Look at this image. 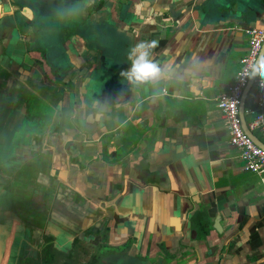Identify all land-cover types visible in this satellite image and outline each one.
I'll list each match as a JSON object with an SVG mask.
<instances>
[{"label":"crops","instance_id":"obj_1","mask_svg":"<svg viewBox=\"0 0 264 264\" xmlns=\"http://www.w3.org/2000/svg\"><path fill=\"white\" fill-rule=\"evenodd\" d=\"M208 1L0 0V181L35 203L31 216L16 206L14 264L46 239L54 264H264V186L216 107L264 0ZM84 36L114 37V60ZM142 51L159 73L137 81Z\"/></svg>","mask_w":264,"mask_h":264},{"label":"built area","instance_id":"obj_2","mask_svg":"<svg viewBox=\"0 0 264 264\" xmlns=\"http://www.w3.org/2000/svg\"><path fill=\"white\" fill-rule=\"evenodd\" d=\"M248 50L240 60L241 68L235 82L227 86L216 99V107L224 119L229 143L239 150L243 168L260 177L264 186V148L258 145L243 129L239 114V104L244 88L264 42V24L247 30ZM264 56V54H263ZM256 108L252 111L253 119L246 125L249 130H258L264 137V76L258 72L254 78Z\"/></svg>","mask_w":264,"mask_h":264},{"label":"water","instance_id":"obj_3","mask_svg":"<svg viewBox=\"0 0 264 264\" xmlns=\"http://www.w3.org/2000/svg\"><path fill=\"white\" fill-rule=\"evenodd\" d=\"M27 1L28 0H24V1H22V0H20V1L19 0H16V3L20 4L21 6H24L25 4L28 3ZM31 1H33V0H30V2ZM55 1H58V0H55ZM62 1L63 0H60V2H62ZM246 1L249 2V7L250 8L252 7L251 3L253 1H255L256 3H258L257 0H246ZM72 3H73V1L70 3V5ZM213 3H214V0H209L207 2L208 10L209 11H213V13H216L215 10H217V9L215 8V6L214 7L212 6V5H214ZM221 3L224 4V7L225 8L226 7L229 8L230 6H232L230 4V1L229 0H222ZM41 10L43 11L45 9H42L41 8ZM43 14H45V13H42L41 16ZM39 24H41V22H39ZM95 34L96 33H93L92 35H94L96 37ZM110 36H111V33H110V35L108 37H110ZM84 39L88 42V45L90 46L91 45V42L88 41V38L86 36H84ZM111 40H113L112 43H111ZM111 40L103 39L104 44L102 46H94V45L90 46L91 49H93V50L94 49H97L98 51H100V53H101L100 56H103V58L105 59L106 62L113 61L114 60V55L116 56V52L118 53V46L115 43L116 40L114 41V37H112ZM106 41H108V42H106ZM113 46H116V47H113ZM263 54H264V42H263L262 48H261V50H260V52L258 54V57L256 59V62L259 61V59L263 56ZM109 64L110 63H108L107 65L109 66ZM97 74H98V72H97ZM255 75H256V73H253V70H252L251 75H250V78H249V82H248L247 86L244 88L243 95H242V99H241V102L239 104V114H240L241 119H242V127H243V129L246 131V133L258 145H260V146H262L264 148V143H262L260 140H258L253 135V133L247 129V127L245 125V122L243 120V98L247 94L250 86L252 85V83L254 81V78H255ZM103 80H106V78L103 75L101 76V74L99 75V79L94 78V80H93V85H95V87H94V91H95L94 95L98 92V90H100L102 88L101 86H102V83H103L102 81ZM29 178L31 179V177H29ZM3 184H2V181H0V210H2V207L4 208L5 214H6L5 215L6 219H4L3 222L0 221L1 222L0 223V262L3 259V257H4V251H5L4 250V248H5L4 246H5V243H6V238H7L8 234L10 233V230H11V227H12V224H13V221H19L20 224H22L23 217L22 216H21L22 218L20 217L19 212L21 210L17 209V207H16L17 204H19V205L22 204V207H25V209L29 211V215L32 213L31 211H34L32 206L35 205L34 201L29 200L30 199V196H31V195H28L29 194V190H28L29 187L20 188V187H16L15 185H10V184H5L4 186H2ZM23 191H25L26 193L23 192ZM25 196H27V197H25ZM23 214H25V213H23ZM29 215L25 214L26 217H28ZM219 220H220V218H217V219L214 220L213 228L218 233H221L223 230H222V227L219 224ZM29 222H30V220H29ZM4 229H5V234H4ZM11 249L8 252L9 256H7V260L9 258H11L10 256L12 255V253L14 251V247L12 246ZM113 262H114V264H122L121 263L122 261L120 260L119 257H117L116 259H114Z\"/></svg>","mask_w":264,"mask_h":264},{"label":"flooded vegetation","instance_id":"obj_4","mask_svg":"<svg viewBox=\"0 0 264 264\" xmlns=\"http://www.w3.org/2000/svg\"><path fill=\"white\" fill-rule=\"evenodd\" d=\"M104 1V0H103ZM107 1V0H106ZM96 8V7H95ZM95 8L92 9V11H95ZM37 31V30H36ZM45 50V49H44ZM95 71V69H94ZM96 72V71H95ZM93 75V74H92ZM88 83L91 81V78L89 77L88 79ZM4 212V213H3ZM17 213V212H16ZM5 210L2 207V210H0V221L3 222L4 219H6L5 217ZM2 219V220H1ZM0 222V223H1ZM3 224V223H2ZM22 226L20 225L19 221H13L10 233L8 234L7 238H6V243H5V248H4V257L1 260L0 264H14L15 261V249H16V244L18 245V241L20 239L21 236V231H22ZM4 234H5V229H4ZM5 237V236H4ZM46 243V244H45ZM50 244L48 243L47 239L44 241V245H42V249L35 255V256H27L24 261L23 264H54L52 261H50L49 258H47V255L44 251L48 252L46 250V248H49ZM12 246L14 247V251L12 253V255L10 256L11 258H9L7 260V256H9L8 252L10 251V249L12 248ZM12 250V249H11ZM31 254V253H30ZM67 261H63L60 264H67ZM57 264V263H56ZM59 264V263H58ZM70 264V263H69Z\"/></svg>","mask_w":264,"mask_h":264},{"label":"clouds","instance_id":"obj_5","mask_svg":"<svg viewBox=\"0 0 264 264\" xmlns=\"http://www.w3.org/2000/svg\"><path fill=\"white\" fill-rule=\"evenodd\" d=\"M138 48L143 49L145 45L143 43L137 45ZM253 73H259L264 76V56L253 65ZM159 68L155 63L149 62L146 59V53L143 51L139 57L133 62V66L130 72V77L137 81H146L154 78L158 75Z\"/></svg>","mask_w":264,"mask_h":264},{"label":"rangeland","instance_id":"obj_6","mask_svg":"<svg viewBox=\"0 0 264 264\" xmlns=\"http://www.w3.org/2000/svg\"><path fill=\"white\" fill-rule=\"evenodd\" d=\"M236 2H238L240 5L242 4H244L245 3V0H236ZM46 250L48 251V249L46 248Z\"/></svg>","mask_w":264,"mask_h":264},{"label":"trees","instance_id":"obj_7","mask_svg":"<svg viewBox=\"0 0 264 264\" xmlns=\"http://www.w3.org/2000/svg\"><path fill=\"white\" fill-rule=\"evenodd\" d=\"M120 257V256H119ZM120 260L122 261V258H120ZM122 264H124V260L121 262ZM128 264V262H126Z\"/></svg>","mask_w":264,"mask_h":264}]
</instances>
